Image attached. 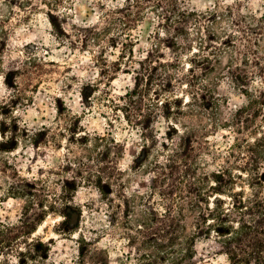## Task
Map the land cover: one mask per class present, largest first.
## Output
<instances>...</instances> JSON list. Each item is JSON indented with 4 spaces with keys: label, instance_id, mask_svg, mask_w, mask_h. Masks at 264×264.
<instances>
[{
    "label": "trees",
    "instance_id": "obj_1",
    "mask_svg": "<svg viewBox=\"0 0 264 264\" xmlns=\"http://www.w3.org/2000/svg\"><path fill=\"white\" fill-rule=\"evenodd\" d=\"M76 1L5 0L18 11L0 21V38L5 40L0 43V75L7 78L10 92L0 108L13 114L32 100L46 79L63 73V64L50 60L44 46H25L19 49L22 56L9 57L5 62L7 52L17 48L10 38L42 13L60 44L74 53H89L97 67L93 78L78 84L81 90H90V107L109 108L110 116L104 114L109 126L125 121L145 145L163 138L160 145L167 152L156 146L150 150L147 162L142 161L137 172L151 173V186L146 192L129 194L120 166L121 142L109 130H87L82 114L75 113L64 98H55L51 124L29 127L15 117L11 135L14 144L40 151L63 149L65 153L49 173L30 177L21 173L15 158L8 154L11 147L0 141V179L7 177L0 183L4 195L0 201H6L5 196L23 201L17 222L0 219V262L49 264L51 246L32 235L53 214L63 218L58 233L78 235V255L72 264H105L108 250L100 245L104 233L132 247L138 264L195 263L197 240L213 236L215 250L226 254L232 264H264V179L260 173L264 125L257 123L260 116L264 120V31L259 24L249 26L247 35L241 31L237 36L229 29L236 26L240 30L244 18L232 19L231 9L198 10L190 8L187 0H90L98 9L91 10L95 19H89L90 14L83 18L92 21L85 27L73 22L81 17L73 12ZM109 3L121 6L109 7ZM149 11L162 19L164 26H175L171 60L161 59L156 42L145 54H134L133 31ZM259 20L264 21V16ZM156 35L160 36L158 30ZM229 50L231 55L223 65L221 58ZM187 53L191 57L187 72L182 74L181 59ZM221 68L224 75H219ZM121 72L134 75V86L115 94L112 82ZM225 78L246 97V103L230 120L235 143L228 152L235 148L245 154L241 169L251 178L249 195L243 189L235 190L236 176L230 168L220 165L211 170L204 157L214 159L220 154L213 151L210 134L213 127L223 125L207 105L209 101L217 105V89ZM64 80L65 90L75 89V77L66 75ZM202 80L208 83L202 84ZM185 85L187 100L171 95ZM161 117L173 124L163 136L156 128ZM186 119L192 127L182 123ZM252 128H259L260 136L253 143L246 139L243 145L245 137L238 135ZM1 134L4 136V132ZM80 188L95 189L100 203H76ZM223 195L232 202L225 201ZM86 211L102 212L108 224L89 227L84 224ZM11 256L16 262H11Z\"/></svg>",
    "mask_w": 264,
    "mask_h": 264
},
{
    "label": "rangeland",
    "instance_id": "obj_2",
    "mask_svg": "<svg viewBox=\"0 0 264 264\" xmlns=\"http://www.w3.org/2000/svg\"><path fill=\"white\" fill-rule=\"evenodd\" d=\"M187 2L190 8L193 7L202 10L199 5L206 3L207 0H187ZM77 5H80V7L77 8ZM93 5L90 0H77L74 5L76 14L83 18L90 14L89 19H95V14L91 10L93 8L98 9V7L96 5L93 7ZM161 23L162 19H159L152 11H149L146 17L141 19L139 27L133 31L136 40L134 47L136 57L142 52L145 54L147 50H151L153 43L156 42L159 44L157 51L161 59L171 60L173 58L174 53L171 47V40L177 34L175 26L168 28L167 25L164 26ZM157 30L159 33L163 31L165 35L157 36ZM53 33L55 32L52 29L49 19L45 14L40 13L34 16L33 21L29 25L20 27L15 35L10 38L17 48L14 51L7 52L5 62L9 60V57L22 56L19 49H23L25 46H28V49H32L35 46H44L47 49L46 54L50 60L63 64V73L61 75H52L46 79L39 90L33 93L32 100L26 105L19 107L13 114L7 113L6 108H0V141H3L5 146L11 147V151L8 154L15 158L14 162L23 175L31 177L43 176L49 173L51 168L58 162V158L65 151L63 149L57 151L53 148L40 151L35 148L23 147L22 143L14 144L12 141L13 138L11 137L13 121L17 117L21 124L29 127L51 124L56 113L55 98L61 96L75 113L82 114V123L87 130L100 133L109 130L113 133L116 140L121 142L122 157L120 166L125 171L126 190L129 194L146 192L151 186L152 174L146 170L137 172V169L142 161L147 162L145 157L149 158L150 150L154 146L167 152V149L163 145H160V141L164 139L159 138L155 144L154 142H149L148 145H145L137 134V131L126 126L125 121L122 120L121 123L114 121L113 127L109 126V121L104 117V114L110 116V109L99 106L90 107L88 101L90 90H81L78 86L82 80L93 78L97 73V67L92 62L90 54L74 53L70 47L60 44ZM0 43H5V40L0 38ZM230 55L231 52L229 50L222 56L221 62H223V65L227 63ZM116 56L117 54L114 57ZM190 57L191 55L182 57L183 60L187 61L186 68H188ZM66 75L75 77V89L65 90L64 78ZM7 82V78L0 75V106L4 101H8L10 96ZM133 86L134 75L121 72L112 82L111 89L115 94H123L128 88H133ZM186 91L187 87L185 85L182 88L178 87L176 92L171 95H179L187 100L188 94ZM216 96L218 101L217 105L213 106L209 101L207 107L211 113H216L218 123L223 125L219 128L213 127L210 134V144L213 151L220 154L219 157L214 159L209 155H205L204 157H206V161H209L208 166L211 170L218 169L220 165L230 168V171H233L236 176L235 190L243 189L249 195L251 192L249 185L251 178L248 173L241 169L244 168L243 162L245 160V154H241L235 148L231 154L228 152L231 150L229 147L235 143L234 132L229 127L230 120L232 114L246 103V97L239 90L235 89L227 78L221 81ZM87 108H91L93 112L91 113ZM83 110H87L86 113H82ZM257 123L259 126L264 125V120L261 116L257 119ZM172 125L170 121L168 122L161 117L156 123V128L163 136L173 127ZM259 131V128H252L250 130H244L238 136L240 138L245 137L241 141L243 145L246 139H249V142L253 143L255 138L260 136L258 134ZM1 132H4V136ZM153 158L151 156V159ZM260 173L264 179V160L261 162ZM1 196H4L2 192H0ZM221 197L227 202H232L231 198L227 195ZM4 199L7 200L0 201V219L17 222L21 216L23 201L15 198L8 199L7 196ZM99 200L100 196L93 188H80L75 198L76 203L81 205L90 201H95V204L98 205L100 203ZM84 215V224H87L89 227L99 228L108 224V217L102 212L91 214L86 211ZM62 219V216L49 214L32 235L33 238H42L45 243L51 246L50 258L48 260L49 264H72L78 255V243L76 241L78 235L75 234L72 237L70 232L64 235L56 231ZM100 245L108 250V257L105 264H138L135 250L129 247L124 240L117 239L112 234L104 233L100 238ZM196 250L198 257L195 263L191 264H232L226 254L218 253L215 250V236L210 239H198L196 242ZM10 260L11 262H16L14 256H11ZM0 264H5L4 260Z\"/></svg>",
    "mask_w": 264,
    "mask_h": 264
},
{
    "label": "clouds",
    "instance_id": "obj_3",
    "mask_svg": "<svg viewBox=\"0 0 264 264\" xmlns=\"http://www.w3.org/2000/svg\"><path fill=\"white\" fill-rule=\"evenodd\" d=\"M101 2H104V0H101ZM240 6L239 8L237 6ZM109 7H118L121 6L120 4L112 5L109 3ZM77 8L80 7V5L76 6ZM95 7V5H93ZM199 7L203 9L208 10H218L223 12L225 9H231L233 16L232 19L240 20L241 17L244 18L243 22L240 25V30H237L236 26H233L230 31H232L235 35L240 36L241 31H243L244 35H247V28L249 26L255 28L257 24L260 26V30L264 31V21L259 20L260 16H264V0H207L206 3L200 4ZM12 11H18V10H12L9 7V4L5 2V0H0V21H3L5 19H10V13ZM75 14V9L73 10ZM74 23L78 25L88 26V24L92 23V21H85L83 17H80L73 21ZM231 21L229 20V23ZM6 27H9L10 25H5ZM161 36H164L165 33L163 31L160 32ZM261 45L264 47V39L261 40ZM187 55H191V53H187ZM202 55H206V53H202ZM262 56H264V52L261 53ZM223 63V62H222ZM187 61L181 59V72L186 73ZM219 75H224L223 68H221ZM202 84H207V80H202ZM182 123L187 124L189 127H192V122L190 120H184ZM13 162V161H9ZM7 177H4L0 179V183H3V180H6ZM8 183H12L11 180H8ZM11 223V222H9Z\"/></svg>",
    "mask_w": 264,
    "mask_h": 264
}]
</instances>
